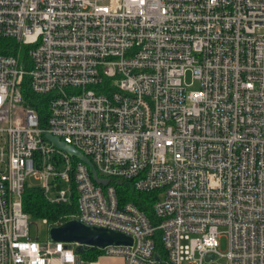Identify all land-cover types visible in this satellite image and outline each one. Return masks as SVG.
<instances>
[{
    "label": "built area",
    "instance_id": "2783aa9c",
    "mask_svg": "<svg viewBox=\"0 0 264 264\" xmlns=\"http://www.w3.org/2000/svg\"><path fill=\"white\" fill-rule=\"evenodd\" d=\"M5 37L30 67L0 54V264H88L74 243L32 238L27 185L131 237L96 247L123 264H264V0H0ZM24 76L51 94L44 127ZM119 180L157 192L156 225L120 201Z\"/></svg>",
    "mask_w": 264,
    "mask_h": 264
},
{
    "label": "trees",
    "instance_id": "16d2710c",
    "mask_svg": "<svg viewBox=\"0 0 264 264\" xmlns=\"http://www.w3.org/2000/svg\"><path fill=\"white\" fill-rule=\"evenodd\" d=\"M27 49V45H20L13 38H0V54H18L19 63L26 69H29L30 63L27 56ZM20 90L23 104L36 110L39 117V125L40 127H44L51 94H37L33 92L27 76H24ZM114 185L120 201L133 202L146 213L153 224L156 225L158 223L152 209V202L158 198L156 191L138 193L131 188L129 182L122 180L115 181ZM23 210L29 215L30 220L46 219L47 226L50 227L65 220L72 219L77 212V203L75 196L72 197L70 203H51L44 197L39 186L27 185L23 194ZM157 236H159V231H157ZM156 251L160 257L164 258V251L158 237H156ZM79 254L84 260L93 261L101 255V251L96 247H84V250Z\"/></svg>",
    "mask_w": 264,
    "mask_h": 264
},
{
    "label": "water",
    "instance_id": "95a60500",
    "mask_svg": "<svg viewBox=\"0 0 264 264\" xmlns=\"http://www.w3.org/2000/svg\"><path fill=\"white\" fill-rule=\"evenodd\" d=\"M45 139L56 148L66 152L69 156L83 161L91 173L92 179L98 184H107L108 179L100 178L90 159L77 150L74 146L60 140L57 136L46 134ZM49 238L53 241L65 242L68 247L76 244L75 251L80 253L84 247L103 248L108 245H131L132 238L120 232L102 227L90 226L77 219H68L48 229ZM158 259V257H156Z\"/></svg>",
    "mask_w": 264,
    "mask_h": 264
},
{
    "label": "rangeland",
    "instance_id": "374dc122",
    "mask_svg": "<svg viewBox=\"0 0 264 264\" xmlns=\"http://www.w3.org/2000/svg\"><path fill=\"white\" fill-rule=\"evenodd\" d=\"M183 84L186 86L187 91H193L198 89V82L193 79L190 71L185 73V77L183 79ZM30 183H35L32 179L29 180ZM30 234L32 238H38L40 241H45L49 238L48 229L49 227L41 221V219L30 220ZM218 249L221 252H225L227 249L226 246V237L224 235L219 237V246ZM89 261V260H85ZM102 264H122V257L120 256H108L104 255L102 258ZM212 264H225V259L218 258L216 261L212 262Z\"/></svg>",
    "mask_w": 264,
    "mask_h": 264
},
{
    "label": "crops",
    "instance_id": "0c3cea01",
    "mask_svg": "<svg viewBox=\"0 0 264 264\" xmlns=\"http://www.w3.org/2000/svg\"><path fill=\"white\" fill-rule=\"evenodd\" d=\"M104 255H100L98 256L95 260L91 261L89 260L88 261V264H102V258H103ZM122 264H123V259H122Z\"/></svg>",
    "mask_w": 264,
    "mask_h": 264
}]
</instances>
